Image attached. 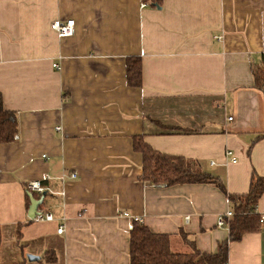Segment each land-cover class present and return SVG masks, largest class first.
<instances>
[{
	"label": "crops",
	"instance_id": "obj_1",
	"mask_svg": "<svg viewBox=\"0 0 264 264\" xmlns=\"http://www.w3.org/2000/svg\"><path fill=\"white\" fill-rule=\"evenodd\" d=\"M56 20H73V36L57 38ZM131 57L138 88L126 84ZM263 57L264 0H0V95L18 126L0 145V264H129L123 213L169 236L174 253L216 252L228 241L216 225L232 211L225 194L140 182L133 141L246 194L252 176L264 178V88L252 74ZM30 181L49 190L40 210L53 222L29 223ZM228 264H264V231L229 243Z\"/></svg>",
	"mask_w": 264,
	"mask_h": 264
},
{
	"label": "trees",
	"instance_id": "obj_2",
	"mask_svg": "<svg viewBox=\"0 0 264 264\" xmlns=\"http://www.w3.org/2000/svg\"><path fill=\"white\" fill-rule=\"evenodd\" d=\"M150 5H161V0H140ZM254 87L264 88V57L261 64L252 70ZM125 79L128 87L138 88L142 84L141 60L131 57L125 63ZM15 112L3 108L0 95V145L10 144L17 133ZM133 149L143 157L142 175L139 181L154 185L213 184L225 194L232 208L233 217L227 222L228 241L220 244L214 253H201L192 245L187 254L174 253L170 248V237L152 233L143 224L135 223L129 233V264H228L229 243L239 242L245 235L264 231L260 217L256 214L259 199L264 195V178L252 176L249 190L244 195L227 194L215 178L201 172L193 164L179 157L166 156L152 150L141 138H134ZM28 193L26 202L29 207ZM32 196L39 200L38 195ZM31 223V222H29ZM18 226L16 238L21 239ZM1 245V230H0ZM13 264H24L16 262Z\"/></svg>",
	"mask_w": 264,
	"mask_h": 264
},
{
	"label": "built area",
	"instance_id": "obj_3",
	"mask_svg": "<svg viewBox=\"0 0 264 264\" xmlns=\"http://www.w3.org/2000/svg\"><path fill=\"white\" fill-rule=\"evenodd\" d=\"M140 7L144 8V7H146V5L142 4ZM74 27H75V24H74L73 20H67L65 22H61L59 20H56V21H54L51 24L52 31L56 34L57 38H59V39L72 37L73 34H74V31H75ZM53 68L56 69V70H59V66L56 65V64L53 65ZM229 121H231V118H229ZM55 130L59 131L60 128L57 127V128H55ZM16 139H17V137L14 136V140H16ZM226 157L231 158L232 163L236 162V159L232 156V153L230 151L226 152ZM76 178H77V175L74 174V173H71L69 175L62 174L59 178H57V180L61 184H65V183H67V181H73ZM44 180L49 181V180H51V178L48 175H46L44 177ZM25 190H26V192L28 194H35V195H38L40 198L42 196H44V198H45L46 194L50 193L49 190L44 188L41 185V182H38V181H30V182H28L26 184V186H25ZM60 195L64 196V192H60ZM42 205L39 207L38 213L35 215V217L32 220H30V222L39 223L40 224V223H51V222L54 221V218H53L52 214L40 210ZM122 216L124 218H126V219H129L131 221L132 225H130V230H132L133 224H135V223L141 224L142 223V218H140V217H134V216H132V215H130L128 213H123ZM232 217H233L232 211H228L225 214L218 215L217 218H216L217 227L218 228H227L228 229L227 222ZM185 220L187 221L188 218H186ZM260 222L261 223L264 222V216L260 217ZM56 233L58 235H61L63 233V227L60 226L57 229Z\"/></svg>",
	"mask_w": 264,
	"mask_h": 264
},
{
	"label": "water",
	"instance_id": "obj_4",
	"mask_svg": "<svg viewBox=\"0 0 264 264\" xmlns=\"http://www.w3.org/2000/svg\"><path fill=\"white\" fill-rule=\"evenodd\" d=\"M28 199H29V208L27 211V218L29 220H32L35 217V215L38 213L39 207L43 204L44 196H42L39 200H37L32 196V194H28ZM39 260L40 258L32 255L27 256V261L29 263L37 262Z\"/></svg>",
	"mask_w": 264,
	"mask_h": 264
},
{
	"label": "rangeland",
	"instance_id": "obj_5",
	"mask_svg": "<svg viewBox=\"0 0 264 264\" xmlns=\"http://www.w3.org/2000/svg\"><path fill=\"white\" fill-rule=\"evenodd\" d=\"M50 203V199L49 198H46V199H44V202H43V205H42V207H41V209L43 208V207H46L48 204ZM31 245V244H30ZM29 250H31L30 249V247H29V245H26L25 246V251H24V253H37V252H35V251H33V249H32V252L31 251H29ZM27 253V254H28ZM26 255V254H25ZM29 255H32V254H29ZM28 256V255H27ZM43 259V258H42ZM45 261V260H44ZM48 261H51V258H48ZM46 263V262H45ZM42 264H44V263H42Z\"/></svg>",
	"mask_w": 264,
	"mask_h": 264
}]
</instances>
